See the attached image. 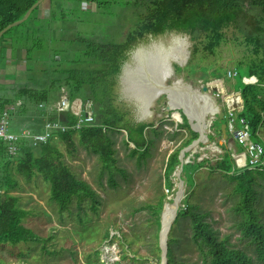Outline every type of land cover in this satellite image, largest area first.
I'll return each instance as SVG.
<instances>
[{
  "label": "rangeland",
  "instance_id": "1",
  "mask_svg": "<svg viewBox=\"0 0 264 264\" xmlns=\"http://www.w3.org/2000/svg\"><path fill=\"white\" fill-rule=\"evenodd\" d=\"M128 1L97 0V3H92L87 0H48L46 5L53 2L51 6L54 14L51 17L39 18L38 10L27 22L13 27L10 33L12 39L24 34L28 28L39 27L42 34L41 36L35 34L40 36L39 39L25 38L27 42L29 41L28 44L40 48L42 55L38 60H27L24 57L30 81L43 85L46 81L49 82L51 76L50 72L46 71L47 68L61 70L70 67L68 54L72 55L74 52L71 51V41L67 38L74 32L94 41L112 42L120 33L127 35L132 31L137 21ZM63 20L72 22V30L65 32L61 31V27L56 29V24ZM223 35L224 38L215 48L214 54L205 50L209 42L208 36L202 35L194 39L191 34L177 29H168L152 37L146 36L131 50L135 53V59L127 65L124 75L127 59L117 77L116 102L121 108L129 111L128 117L133 121L156 123L164 133L161 137H156L151 147L152 155L141 164L136 157L129 155V148H134L135 145L125 144L127 131L122 130L116 134L117 166L126 170L124 175L113 167L117 186L111 185L110 173L103 168L99 156L83 145L77 136L74 147L59 137L54 139L63 153L62 161L78 178L92 184L102 197L103 202L97 212L92 209L90 200L83 203L82 211L76 200L63 211L58 203L51 199L50 184L41 175L27 179L13 171L21 184L13 193L20 197L19 206L28 211L23 223L41 239L15 244L0 240V258L6 260L5 264H95L93 261L97 259L98 251V258L105 264H162V252L158 250L156 237L159 227L149 210L137 209L145 203H158L164 194L167 195L165 203L173 202L181 187L179 174L184 180V198L180 207L190 194V200L199 205L200 210L210 212L208 220L221 238H228L234 246L247 249L255 264H264L257 259L256 252L249 246L248 240L243 238L238 227L241 216L234 208L239 200L235 181L220 171L211 170L210 165L206 163L194 172L196 184L188 189L186 181L191 184L192 179L185 175V172L180 173L179 165L172 176L174 187L170 191L166 188L165 169L168 158L182 146L183 141L191 133L188 128L181 127L185 122L184 117L181 123L174 119L173 114L170 116L166 114L168 99L165 95L150 105L151 110L145 109L142 113L137 105L139 104L137 91L133 87V82L137 79L134 72L138 69L142 71L147 59L153 61L164 54L168 56V73L171 67L175 72L169 78L168 84L182 79L186 85H191L194 90L201 92L202 87L208 83L222 90L225 87L232 91L240 90L238 77L228 78V71L231 69L246 71L254 61L260 62L263 55H256L253 52L252 45L246 42L234 25L225 27ZM123 38L120 36V39ZM163 45L165 49L162 48ZM75 53L80 56L81 51L78 49ZM56 54H60L62 60H55ZM217 72L221 73L222 77L214 82L217 79L215 78ZM123 75L124 77L127 75V80ZM131 76L133 77L129 83ZM150 77V74L145 73L142 79L146 83L150 82ZM209 94L223 107L221 99L216 98L212 91H209ZM143 115L146 116L142 117ZM225 121L224 119L223 123ZM214 123V129L218 132L217 137L190 151L186 163H199L209 159L210 164H215V161L228 151L232 141H224L220 135L222 123L219 120ZM175 132L183 134L171 139L169 136ZM251 132L253 134L252 129ZM262 132L264 135V129ZM252 139L255 142L260 141L254 135ZM235 144L239 151H245V147L238 141ZM188 171L189 167L186 166V172ZM259 188L264 192L262 185ZM261 205L264 210V197ZM174 223L170 233L173 230L176 236L174 244L178 264H206L207 261L200 249L191 240L193 232L191 220L181 218L178 224ZM86 227L90 230L88 235L83 233ZM94 227L98 228L95 236L91 229ZM108 227L112 237L106 240L104 232ZM125 237L132 241L131 247Z\"/></svg>",
  "mask_w": 264,
  "mask_h": 264
},
{
  "label": "trees",
  "instance_id": "2",
  "mask_svg": "<svg viewBox=\"0 0 264 264\" xmlns=\"http://www.w3.org/2000/svg\"><path fill=\"white\" fill-rule=\"evenodd\" d=\"M38 1L0 0V31L23 19L27 11ZM47 1L44 0L25 22L31 19L34 13ZM87 1L93 3L97 0ZM128 4L137 23L127 38L116 37L112 42L94 41L74 32L67 38L68 41H71V51L74 52L72 55H67L70 67H64L61 70L47 68L46 71L51 74L50 84L44 89L39 90L25 86L14 90L13 94L9 96L1 97L0 116L6 110H9L11 115L13 111L19 109L26 113L32 107H38L40 103L56 102L64 87L71 101L76 99H81L83 102L91 100L95 120L92 124L79 130L73 129L78 117L71 110L61 112L52 110L53 113L47 114L44 108H39V112L41 116H46L45 118L49 120H58L64 125H69L70 129L67 132L58 134L59 139L74 147L77 136L83 145L99 156L103 168L110 173L111 185L115 187L118 182L112 170L113 167L126 175V170L117 166L116 134L122 130L127 131L128 137L125 139V144L127 146L131 143L135 145L134 148H129V155L136 157L141 164L152 155L151 147L155 143L156 137H161L164 133L160 127H156V123L133 121L128 117L129 111L121 108L116 102L117 77L128 59L129 51L141 39L150 34L157 35L168 29H177L191 34L194 39L200 38L202 35L208 36L209 42L205 46V50L214 54L215 48L221 44L224 38L223 29L232 24L244 36L246 42L252 45L253 52L256 55H263L260 62L254 61L246 71L239 72L237 70L239 87L242 89L244 99V109L239 113V120L244 118L249 123L253 131L252 136H256L260 140L259 143L263 145L264 0H129ZM98 6H100L99 3ZM63 22V31L72 30V22L65 20ZM29 30L34 29L28 28L24 34L15 36L13 39L10 36L12 28L5 32L0 37V58L11 40L17 47L26 48L27 60L33 59L32 55L36 47L28 44L29 41L27 42L25 39L29 36ZM39 37L35 36L36 39ZM78 49L81 51L80 56L75 53ZM56 56H60V58L57 59ZM55 60H62V56L56 54ZM244 76H256L258 82L245 84L242 81ZM221 77L222 74L217 72L215 78ZM124 79L127 80V75ZM18 101H21L20 106L17 105ZM83 115L85 114L83 113ZM183 117L185 122L181 127L188 128L191 134L183 141L182 146L171 153L168 158L165 179L166 188L169 191L174 187L173 173L181 165V151L199 137V133L193 131L184 114ZM225 120L226 123L227 119L225 118ZM220 122L223 123V121ZM181 134L183 133L175 132L169 137L172 139ZM209 139L212 141L215 136L210 135ZM62 157L63 153L54 140L38 146L22 142L20 143V153L15 157L8 154L3 142L0 143V189L4 191L3 194H0V240L15 244L22 241H40L41 239L23 223L28 211L19 206L20 197L13 193L21 186L19 178L13 171L27 179L41 175L50 184L51 199L58 203L63 211L68 209L74 200L77 201L80 211L83 210V203L86 200H90L92 209L98 211L103 202L99 192L88 181L78 178L62 161ZM206 163L210 165L211 170L220 171L236 182V193L239 194V200L234 208L241 216L238 227L243 238L248 240L247 243L256 252L257 259L264 262V210L261 205L264 192L259 188L260 185L264 188V171L249 167L238 169L230 151H226L222 157L215 161V164H210L209 159H204L199 163H185L183 172L192 179L191 184L187 179V181L185 180L188 183V189L196 184L194 172ZM186 166L189 167L188 172H186ZM166 197L167 195L164 194L158 203H145L137 209L149 210L152 213V217L159 227L156 236L159 251L161 250L159 245L161 216ZM209 217L210 212L200 210L199 205L193 203L190 200V194H188L179 208L174 224H178L181 218L191 220L193 230L191 240L200 249L208 262L206 264H255L247 249L236 247L228 238L219 236V232L208 220ZM91 229L95 236L98 228ZM88 231L90 230L86 227L84 235H88ZM104 237L106 240L112 237L109 227L105 230ZM125 240L131 247L132 241L126 237ZM175 242L176 236L172 230L168 240V264H178L175 255ZM98 255L99 251L97 259L93 262L105 264L101 263ZM5 263H7L6 260L0 258V264Z\"/></svg>",
  "mask_w": 264,
  "mask_h": 264
},
{
  "label": "built area",
  "instance_id": "3",
  "mask_svg": "<svg viewBox=\"0 0 264 264\" xmlns=\"http://www.w3.org/2000/svg\"><path fill=\"white\" fill-rule=\"evenodd\" d=\"M227 76L228 78L234 79L238 76V72L235 69H231L228 71ZM218 80L219 79H216L214 82ZM257 82L258 79L256 77L244 80L245 84H256ZM210 84L211 83H208V85L206 84L208 89H211L209 91H212L216 98L221 99L223 103L227 119V129L234 139L232 143L230 142L228 150L235 160L236 166L239 168L249 167L264 171V146L252 139L249 123L244 118L239 120V113L244 109L242 89L240 88L238 91H232L225 87L224 90H222L218 86ZM78 101L79 103H77ZM20 104V102L17 103V105ZM40 106L43 107L44 104L41 103ZM68 110H71L78 117V121L73 126V129L79 130L86 125L92 124L95 120L93 102L91 100L83 102L81 99L71 101L66 89L63 88L61 99L57 104V111L61 112ZM83 113L85 115H83ZM69 129V125H64L58 120L46 119L43 128L38 132L28 129L16 132L11 129V112L6 110L0 116V143L3 142L8 154L15 157L20 153V143L25 142L31 146H38L56 139L59 133L67 132ZM209 130L208 136L217 135L215 129L209 128ZM236 141L245 147V151L240 152L238 150L235 144ZM242 156H244L243 162ZM3 193L4 191L0 189V194Z\"/></svg>",
  "mask_w": 264,
  "mask_h": 264
},
{
  "label": "water",
  "instance_id": "4",
  "mask_svg": "<svg viewBox=\"0 0 264 264\" xmlns=\"http://www.w3.org/2000/svg\"><path fill=\"white\" fill-rule=\"evenodd\" d=\"M44 0H39L36 4H34L25 14L23 19L14 22L7 26L5 29L0 31V37L4 35L5 32H7L9 29L22 24L25 22L31 13L43 2ZM150 37L153 35L150 34ZM135 59V53L131 58H128L125 68L123 70V74L125 75V70L127 65L130 63V61ZM182 65V64H180ZM123 75V78H124ZM174 75V72L166 78L162 83L158 91H160L156 96H154V101L159 98L161 95H166L168 99V106L166 109V114L170 116L171 114L174 115V112H178L182 118L181 123H183V114L187 117L188 122L193 129V131L199 133L198 139H196L191 145L188 147L184 148L181 153H180V160H181V165H180V173L183 171L184 164L186 163V157L190 154V151L195 150L201 144H205L209 141L208 137V129L211 128L214 124L215 121H223L225 119V110L222 106L218 105L217 101L209 94V89L208 86H203L202 87V92L201 91H196L192 88L191 85H186L182 79H178L172 84H168L167 81L169 78H171ZM250 78H244V80H249ZM184 90L186 93H188V96L186 97L185 94L180 95L181 90ZM188 98L192 99V103L195 104V107L197 111L191 110L187 105L191 101L188 100ZM201 102L204 104L202 105ZM191 103V104H192ZM200 109L202 112L200 113ZM197 114V115H196ZM149 115V114H147ZM209 118H207V116ZM146 116V115H145ZM144 115L142 117H145ZM174 117V116H173ZM179 122V121H178ZM157 127V125H156ZM220 133L224 141H232L234 140L232 137H230V134L228 133L227 129V123H222L220 127ZM179 174V173H178ZM180 179H181V187L178 191L177 197L174 199V203H177V198H179V202H182L184 198V180L181 178V174H179ZM170 203L167 202L164 204V209L162 212L161 216V230L159 233V245L161 248L162 252V264H168V239H169V233L171 231L172 225L174 221L176 220L178 216V211L180 208V205L177 206L178 210L175 212V215L173 217V221L171 225L168 228V234H166V238L164 237L163 229H164V224H163V217H164V212L166 209V205Z\"/></svg>",
  "mask_w": 264,
  "mask_h": 264
},
{
  "label": "crops",
  "instance_id": "5",
  "mask_svg": "<svg viewBox=\"0 0 264 264\" xmlns=\"http://www.w3.org/2000/svg\"><path fill=\"white\" fill-rule=\"evenodd\" d=\"M52 3L53 2H51V4ZM51 4L49 2V4L47 5L45 4L42 8L40 7L39 12H38L39 18H48L54 14ZM60 27H61V31H63V27H64L63 21L62 22L59 21L58 25L56 24L57 30ZM34 29L35 30L33 32L29 30L28 32L29 38L32 37V39H34L36 36L34 34L35 32H37L40 36L42 35L39 27H35ZM9 43L10 44L8 45V47L5 50H3L2 58H0V98L13 94L14 90L20 87L28 86L32 88H37L39 90L47 87L50 84L48 81L43 83V85H41L40 83L34 82L33 80L30 81L28 77L29 74L27 70V65L24 62V57H26L27 59L26 48L22 46L17 47L16 45L13 44V41L11 40H9ZM36 49L33 52V59L38 60L42 58V55L40 52L41 51L40 48H38L37 50ZM56 58L59 59L60 56H56ZM61 96L62 94H60V98L56 102H52L50 104L44 103L43 107L40 106L41 104L40 103L38 107H32L26 113L21 112L20 109L13 111L11 115V129L16 132H19L25 129H28L34 132L40 131L43 128L44 122L47 118H45L46 116L43 117L40 115L39 108H44L47 114L53 113L55 110H57V104L59 103ZM19 102L21 103V101H18V103ZM52 110L54 111L52 112ZM217 135L215 136V138L217 137Z\"/></svg>",
  "mask_w": 264,
  "mask_h": 264
},
{
  "label": "bare ground",
  "instance_id": "6",
  "mask_svg": "<svg viewBox=\"0 0 264 264\" xmlns=\"http://www.w3.org/2000/svg\"><path fill=\"white\" fill-rule=\"evenodd\" d=\"M162 48L165 49V46L163 45ZM167 65H168V56L163 54V55H161V57H158V58H156L153 61L147 59L146 62H145V66H144L143 70L141 71V70L138 69V70H136L134 72L135 76L137 75V79H136V81L133 82V87L137 91L138 97L141 99L142 103L149 110L152 109L151 106H152V103L154 102V96H156L160 92L158 90H159V88L161 86V83L169 75L168 74ZM173 70H174L173 67H171L170 71L173 72ZM140 72H142V73H140ZM145 73L151 75L150 82H146L145 83L143 81L144 79H142V77H143V74H145ZM133 76L130 77L129 83H131V80H132ZM182 94H185V95L188 96V93H186L183 89L180 92V95H182ZM139 98H137V100H139V104H140L141 101H140ZM151 100H152V102H151ZM188 100H190L191 102L188 103L187 106L191 110L197 111V109L195 107V104H194L196 102L192 103V99L191 98H188ZM201 101L202 100H200V102ZM139 104H137V105L139 106V109H141V106ZM201 112H202V110L200 109V113ZM173 116H174V119L176 121H179V122L182 121V118H181V116H180V114L178 112H174ZM243 161H244V156H242V162ZM180 204H181V202H179V198H177V203H174V201H173V202H170V203H168L166 205V209H165L164 217H163V224H164V229H163L164 233H163V235H164L165 238H166V234H168V228H169V226L171 225V223L173 221V217L175 215V212L178 210L177 206H179Z\"/></svg>",
  "mask_w": 264,
  "mask_h": 264
},
{
  "label": "flooded vegetation",
  "instance_id": "7",
  "mask_svg": "<svg viewBox=\"0 0 264 264\" xmlns=\"http://www.w3.org/2000/svg\"><path fill=\"white\" fill-rule=\"evenodd\" d=\"M126 25H127V24H126ZM126 25H125V26H126ZM130 32H131V31H130ZM130 32H129V33H130ZM129 33H128L127 35H122V33H120V36H122V37H124V38H127V36L129 35ZM120 36H119V37H120ZM148 36H149V35H148ZM140 41H141V40H140ZM129 55H130V56H129ZM131 55H132V56L134 55V52H133V51H129V53H128V57L130 58ZM173 72H174V70H173ZM173 72L170 71V72L168 73V74H169L168 76H170ZM174 73H175V72H174ZM167 82H168V81H167ZM171 84H172V83H171ZM126 92H128V91L126 90ZM161 96H162V95H161ZM161 96H160V97H161ZM163 96H164V94H163ZM185 96H187V95H185ZM160 97H159V98H160ZM165 97L167 98L166 95H165ZM157 99H158V98H157ZM157 99H156V100H157ZM167 104H168V101H167ZM140 106H141V111H142V112H144L145 109H147V107H146L143 103H140ZM167 106H168V105H167ZM147 110H149V109H147ZM165 112H166V111H165Z\"/></svg>",
  "mask_w": 264,
  "mask_h": 264
},
{
  "label": "clouds",
  "instance_id": "8",
  "mask_svg": "<svg viewBox=\"0 0 264 264\" xmlns=\"http://www.w3.org/2000/svg\"><path fill=\"white\" fill-rule=\"evenodd\" d=\"M236 70V69H235ZM237 71V70H236ZM245 77V76H244ZM244 77H243V79H244ZM252 77H256V76H252ZM246 78H251V77H246ZM257 78V77H256ZM217 79H220V78H217ZM258 79V78H257ZM224 81V80H223ZM244 82V81H243ZM225 86V85H224ZM225 118H226V113H225ZM227 123V122H226ZM214 124H213V126L211 127V128H213L214 129ZM209 130V129H208ZM216 131V130H215ZM208 133V132H207ZM216 133L218 134V132L216 131ZM229 133V132H228ZM221 134V133H220ZM209 137V136H208ZM230 137H231V135H230ZM209 141H210V139H209ZM236 164V163H235Z\"/></svg>",
  "mask_w": 264,
  "mask_h": 264
}]
</instances>
